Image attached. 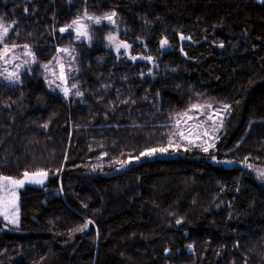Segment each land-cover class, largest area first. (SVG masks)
Listing matches in <instances>:
<instances>
[{
    "label": "trees",
    "instance_id": "16d2710c",
    "mask_svg": "<svg viewBox=\"0 0 264 264\" xmlns=\"http://www.w3.org/2000/svg\"><path fill=\"white\" fill-rule=\"evenodd\" d=\"M81 13H115L127 52L104 48V28L65 42ZM0 22L36 60L0 82V177L47 176L19 190L0 264H264V0H0ZM66 45L79 99L39 68ZM199 102L230 106L214 149L147 155Z\"/></svg>",
    "mask_w": 264,
    "mask_h": 264
},
{
    "label": "rangeland",
    "instance_id": "374dc122",
    "mask_svg": "<svg viewBox=\"0 0 264 264\" xmlns=\"http://www.w3.org/2000/svg\"><path fill=\"white\" fill-rule=\"evenodd\" d=\"M67 1L73 2L74 0ZM111 15L112 13H108L96 17L81 13L68 26L62 28L65 31H61L60 29L59 33L67 43L75 41L77 43L91 45L97 37V29L104 28L106 29L104 35H102L104 48L114 51L116 55L120 52L125 53L127 51L123 47H120L119 51H117V44L122 43L119 40V32H121L122 28L119 26L118 17L116 15L112 16V21L105 19L106 16ZM97 20H99V23L96 22ZM73 21H78V24H73ZM0 25L8 28L6 35H3V28H0V36H3V43H0V50L3 49L5 44L9 48L7 56H0V82L19 85L21 84L23 75L30 73L32 68L36 66L35 56L29 46L25 48V45L6 43L14 24L0 22ZM78 29L79 31L86 32V35H78ZM109 36H112L114 39L110 41ZM62 49H68V52H63L61 51ZM26 52H29L30 55H25ZM61 64H63L65 72V79L63 81L59 78ZM45 65H47V68H45ZM39 68L41 69L46 87L50 92L59 94L64 99L80 98L81 94L77 95V93H80V72L78 54L75 46L66 45L58 47L54 58L49 63L39 64ZM10 73H17L19 78L16 79L13 77L9 79ZM64 89H68L67 96H65ZM224 106L222 104L199 102L191 105L185 111L174 115L171 118L170 126L172 127V131L167 142L166 150L159 152L157 156L164 158L168 155L166 153L168 151L170 153H176L180 150H199L208 153L210 150H213L223 132L224 123L229 113V110H223ZM221 120L223 121L222 124L220 123ZM181 132L183 135L178 134ZM252 173L264 189V177L261 176V173H264V169L254 168ZM12 192L15 193L14 196L11 195ZM18 193L19 190L15 185L10 184L0 177V233H16L19 219ZM5 216L8 219H5Z\"/></svg>",
    "mask_w": 264,
    "mask_h": 264
},
{
    "label": "snow or ice",
    "instance_id": "6c2138e0",
    "mask_svg": "<svg viewBox=\"0 0 264 264\" xmlns=\"http://www.w3.org/2000/svg\"><path fill=\"white\" fill-rule=\"evenodd\" d=\"M114 15H115V13H112L111 16H106L105 19H108L109 21H112V16H114ZM89 18L91 19V17H89ZM96 22L99 23V20H97ZM73 24H78V21H73ZM69 27H71V26H69ZM0 28H3V35H6V34L8 33V28L3 27V25H0ZM61 31H65V29H61ZM78 35L84 36V35H86V32L79 31V29H78ZM113 39H114V38H113L112 36H109V40H110V41L113 40ZM0 43H3V36H0ZM166 43H167L166 40L161 41V45H162V46H163L164 44H166ZM120 47H123V48L127 49V48L130 47V46L127 45V44H119V45L117 46V51H119V48H120ZM25 48H27V45H25ZM61 51L67 53V52H68V49H62ZM8 52H9V48H8V46L5 44L4 47H3V49L0 50V56H7ZM25 55H30V53H29V52H26ZM132 59H135V57H132ZM149 59H151V57H149ZM45 68H47V65H45ZM60 68H61V71H60V77H59V78L63 81V80L65 79V72H64V66H63V64L60 65ZM13 77H15L16 79L19 78L17 73H10L8 78L11 79V78H13ZM73 87H74V85H73ZM64 93H65V96H67V95H68V89H64ZM79 94H80V93H77V95H79ZM229 108H230V106L225 105L223 110H224V111H228ZM185 115H187V113H185ZM209 119H211V117H209ZM220 123L222 124L223 121L221 120ZM178 134H179V135H183L182 132H181V133H178ZM170 143H171V142H170ZM157 151H163V149H156V148L149 149V150L147 151L146 154H147V155H152V154L156 153ZM205 151H207V149H205ZM143 154H145V153H142V155H143ZM28 175H29V173H27V172L24 173V176L27 177ZM31 175H33V176L46 175V173H39V172H38V173H32ZM261 176L264 177V173H261ZM3 179L6 180V181H8L10 184H13V185H21V186H22L23 183H24L23 180H14V179L9 178V177H4ZM35 182L42 183V181H35ZM11 195L14 196L15 193L12 192ZM5 219H8V217L5 216ZM177 223H180V221H177ZM85 227H87V225H85Z\"/></svg>",
    "mask_w": 264,
    "mask_h": 264
},
{
    "label": "water",
    "instance_id": "95a60500",
    "mask_svg": "<svg viewBox=\"0 0 264 264\" xmlns=\"http://www.w3.org/2000/svg\"><path fill=\"white\" fill-rule=\"evenodd\" d=\"M139 161H136L135 164H138ZM228 168H233L236 166L234 162L227 163ZM126 170V168L121 167L119 168L114 174H119L122 173ZM21 180L24 181L23 185H15V187L20 190L25 186H30V187H39L44 185L47 182V176L46 175H38V176H33V175H28L27 177L24 176ZM35 181H42V183L35 182Z\"/></svg>",
    "mask_w": 264,
    "mask_h": 264
}]
</instances>
